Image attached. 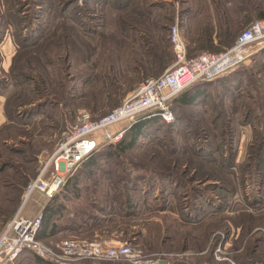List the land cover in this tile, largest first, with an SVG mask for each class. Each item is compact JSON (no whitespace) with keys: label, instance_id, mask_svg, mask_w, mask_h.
Returning <instances> with one entry per match:
<instances>
[{"label":"rangeland","instance_id":"1","mask_svg":"<svg viewBox=\"0 0 264 264\" xmlns=\"http://www.w3.org/2000/svg\"><path fill=\"white\" fill-rule=\"evenodd\" d=\"M69 1L0 0V168L6 165L0 172V225L14 215L15 210L9 211L12 201L19 198L17 191L35 177L37 155L54 146L79 112L104 116L147 81L172 69L175 61L164 70L159 63L162 45L158 38L164 30L159 31L156 25L170 27L178 19L186 49V28L200 26L199 18L191 15L200 10L197 0H156L163 3L150 17L126 15L120 19L122 29L115 19V0H74L70 5ZM122 1L125 4L126 0ZM241 1L247 5L244 14L250 13L251 21L257 18L251 13L254 8L260 6L259 12H264V0H235V4ZM188 7L189 16L183 14ZM226 7H234V0H228ZM244 17L235 19V23H241L237 34L248 25ZM22 45L30 47L21 49ZM252 56L216 78L196 107H175L177 128L161 126L142 147L127 149L121 158L104 162L105 174L84 179L78 196L66 204L73 215L69 230L41 242L56 252L55 247L68 238L86 242L113 239L128 243L138 253L139 261L151 258L165 264L174 262L173 258L188 259L197 254L205 256L200 260L208 264H237L255 257L250 251L261 234L264 247V123L254 118L248 127L237 126L245 113L241 108L250 103L255 91L250 86L224 87L236 73H243L245 79L252 75ZM259 79L264 84V76ZM215 120L216 126L232 130L233 156L229 163L233 170L227 166L219 169L218 164L226 165L225 161H217L212 156L213 147H205L202 138L200 145L205 150L201 157L207 158L208 166L201 163L204 160L193 159L192 163L167 159L162 153L171 147L192 152L196 129L201 131L200 136L206 129L218 137L217 131L209 130ZM223 150L226 148L221 147ZM183 163L187 175H196L194 186L199 191L194 195L189 191L193 199L188 197V202L183 199L186 189L178 190L161 181V191L155 190L147 201L137 202L125 215L121 214L125 212L119 207L121 203L109 202L113 189L124 196L123 185L139 187L154 173L180 175L186 169ZM257 171V175L250 173ZM254 185L259 191L255 192ZM131 195L134 202L138 193ZM35 199L42 201L38 194ZM110 205L115 209L108 216ZM158 205L165 206V212L160 213ZM87 263L132 264L126 260Z\"/></svg>","mask_w":264,"mask_h":264},{"label":"trees","instance_id":"2","mask_svg":"<svg viewBox=\"0 0 264 264\" xmlns=\"http://www.w3.org/2000/svg\"><path fill=\"white\" fill-rule=\"evenodd\" d=\"M74 0L69 1V5ZM192 1V0H191ZM200 5V10L196 13V11H193L191 13V9L188 7L185 11H183V14L185 15H191L194 17H198L199 20L198 23H200V26L195 28L191 27V25L186 28L185 36L188 40V46H187V57L188 59L194 58L198 56L201 53L207 52L210 54H219L222 52H225L227 49H229L237 39L238 35L242 32L240 31L237 34V28L241 26V23H235V19L238 20L245 16V20H247V24L250 25L253 21H251L252 16L248 13V15H245L244 11L246 10L244 2H240V4L236 5L234 0V7L227 8L226 4L228 3V0H197ZM189 0H187V3ZM115 3L117 4L116 9V21L117 24H120L122 29V23L123 21L120 20L126 15H134L136 17L140 18H148L152 14L153 9H156V7L159 8V5L162 4V1H156V0H126L125 4L122 0H115ZM186 3V4H187ZM196 3V1H195ZM194 3V4H195ZM230 3V2H229ZM123 4V5H122ZM40 6L41 5H37ZM263 6V5H261ZM260 7V6H259ZM259 7L251 8V13L253 16L257 17L255 21L264 19V12H259ZM192 8V7H191ZM261 8V7H260ZM264 9V7H262ZM166 19V22H171L170 19H167V17H164ZM196 21V22H197ZM190 22V20H189ZM73 23L79 26L78 23H76V20L73 21ZM247 25V26H248ZM119 26V25H118ZM159 31L164 30L162 33L163 35L159 34V43L162 45L161 48V54L162 57L159 58V63L161 65L162 70L168 68L171 66L175 59L174 54L172 51V46L168 41V32L169 28L167 25H156ZM246 26V27H247ZM79 28H82L79 26ZM36 31V30H35ZM124 31V28H123ZM36 44V43H35ZM34 46V44H33ZM30 46H24L22 45L21 49L28 48ZM253 61L252 67V75L248 79H245L243 77V73H236L230 81L225 82L224 87L226 88H234L235 86H239V88H242L241 86H250L255 91V95L251 98L250 103L246 104L245 107H242L240 111H245L243 119L240 123L237 124L240 128L242 127H248L249 123H252V120L255 118L257 119L258 123L263 124L264 123V84L261 82V79H259L261 76H264V48L261 49L259 52L255 53L252 56ZM117 62V60H115ZM245 63V62H244ZM215 80V79H214ZM213 80V81H214ZM213 81H198L194 84L187 87L185 90L180 92L178 95H176L169 103V108L171 112L173 113L174 120L172 123H165L160 117L153 116L144 120H140L139 122L133 124L129 129H127L122 138L121 141L115 145L112 144H101L95 151H93L80 165L78 170L74 173V175L67 181L63 189L56 194L51 200L48 201L46 204L44 210H43V220L41 223V226L39 228L37 238L39 240L44 239L46 237L54 236L56 233L63 232V230H69L70 227L69 222H71V215L69 214V211L67 209V202H71L72 199L75 200L79 194L80 190V183L88 178L92 177L95 174H105L106 170L103 167L104 162L105 163H111L118 158H121V155L123 152L127 151V149H134L136 147H142L145 142H149L152 136L155 134H158L160 131V127H172L177 128L176 124L178 120V115L175 111L176 108L180 107H196L199 102V100L205 95L206 89L213 84ZM230 83V84H229ZM225 93V92H224ZM226 94V93H225ZM234 110H237L236 107H233ZM191 123V122H190ZM198 125V123H196ZM223 124L226 125L225 121H223ZM230 123H228L229 125ZM229 126H232L231 124ZM209 130L211 131H217V134H211L210 132H207V130L202 129V132H205V135L200 136V130L196 129L197 134H193V143L191 145V149L193 150L190 152V150L182 151L179 147L172 149L170 148L169 152H162L164 155H166L167 159L175 158V160H187L189 162L193 163V159L197 160H204L203 164L208 166L207 158H202L201 154L204 152V148L201 147L200 142L201 138L204 142L205 147H213L212 156L218 161V159H222L225 161L226 165L218 164L220 170L223 169V166H227L228 168H231L233 170L232 164L229 163V159L231 156H233L230 151V140H232V130H228L226 126L224 127H218L216 126V120L213 121V123L209 124ZM220 130V131H219ZM227 136L226 140H223L222 137ZM210 138V140H209ZM218 138V141H217ZM196 140V142H194ZM200 140V141H198ZM221 147L226 148V151H221ZM186 149V148H185ZM210 152V151H208ZM223 163V162H222ZM6 165L3 163L0 172H2L3 168ZM257 166V165H255ZM182 167L184 169L180 175L173 174L172 172H160V173H154L153 175H149L148 178L143 179L142 185L137 187L136 184L131 185H123L126 190V195H122V193L118 192L117 190L113 189L112 194L110 196H113L112 198H109V202L111 204H120L121 210L125 211L124 213L120 212L121 214L125 215L127 212L132 210L133 206L137 202H145L147 201L148 196L154 194L155 190L161 191V189L158 188V185L161 183H165L167 186H173L176 189H186V192L184 194H187L185 198V202L187 201V198L190 197L193 199V196L189 194V191L191 193H194L197 191V194L199 193L198 189L195 188L197 186H194V182H197L196 175L189 174L187 175V165L182 164ZM223 167V168H222ZM226 168V169H228ZM195 171V170H194ZM253 175H257L258 171L250 172ZM259 174V173H258ZM36 175V173H35ZM34 175V176H35ZM33 176V177H34ZM27 184V183H26ZM25 184V185H26ZM256 185V184H255ZM254 185V186H255ZM25 187V186H24ZM23 187V189H24ZM255 192L259 191V187L255 186ZM22 191H17L19 194V198L16 201H12V209H10V213H12L14 210V213L18 209L21 201V196L23 193ZM196 190V191H195ZM257 190V191H256ZM122 192L123 189H122ZM137 192L138 196L134 197V202L132 198V193ZM165 192V191H164ZM255 196V195H254ZM92 199V197H89V200ZM199 199V198H198ZM197 199V200H198ZM96 200V199H93ZM87 201V199H85ZM192 207H194L195 200L192 201ZM251 204V203H250ZM114 205H110L108 209V216H111V211H113L115 208H112ZM160 213L165 212L166 207L163 205H158ZM91 207V206H90ZM188 209H185L187 211ZM192 212L195 211V209L191 210ZM73 216V215H72ZM9 221V220H8ZM7 221V222H8ZM5 224L2 222L0 227L1 231L5 227ZM4 224V225H3ZM199 224L197 225V227ZM70 239V238H68ZM67 240V239H65ZM254 247H252V250L250 251L252 254H256L255 257L248 258L246 260H243L241 262H238L237 264H264V255L260 254V251H264V247L262 245V234L260 237L257 238ZM258 249H260L258 251ZM255 251L259 253H255ZM261 251V252H262ZM249 253V254H251ZM259 254V255H258ZM262 255V256H260ZM182 257L180 260L179 258H173L174 262L166 261V264H208L207 261H201V258L205 259V256H200L197 254L195 257ZM207 258L210 260L211 257L208 255ZM27 261L29 264H51L49 262H46L39 257H37L32 251H24L21 253V255L17 258L16 263L21 264L23 262ZM213 262V261H212ZM211 262V263H212ZM82 264H88L87 261H83ZM214 264V262L212 263Z\"/></svg>","mask_w":264,"mask_h":264},{"label":"built area","instance_id":"3","mask_svg":"<svg viewBox=\"0 0 264 264\" xmlns=\"http://www.w3.org/2000/svg\"><path fill=\"white\" fill-rule=\"evenodd\" d=\"M177 21L170 26L168 40L175 63L166 74L147 81L117 108L101 117L79 112L51 149L36 157L37 171L23 189L18 209L0 232V264H17L24 251L49 259L55 264H82L83 261L126 260L132 264H159L160 260L139 261L138 253L128 243L105 240L86 242L70 238L56 248L46 247L37 238L43 210L81 163L101 144L115 145L133 124L150 117L172 123L170 101L198 81H213L244 63L264 48V19L253 21L234 44L219 54L202 53L188 59L185 39ZM123 125V126H122ZM40 195L42 201L35 199Z\"/></svg>","mask_w":264,"mask_h":264},{"label":"water","instance_id":"4","mask_svg":"<svg viewBox=\"0 0 264 264\" xmlns=\"http://www.w3.org/2000/svg\"><path fill=\"white\" fill-rule=\"evenodd\" d=\"M159 264H165V261H160V263Z\"/></svg>","mask_w":264,"mask_h":264},{"label":"crops","instance_id":"5","mask_svg":"<svg viewBox=\"0 0 264 264\" xmlns=\"http://www.w3.org/2000/svg\"><path fill=\"white\" fill-rule=\"evenodd\" d=\"M131 93V92H130Z\"/></svg>","mask_w":264,"mask_h":264}]
</instances>
